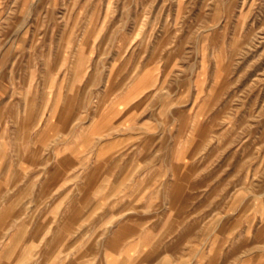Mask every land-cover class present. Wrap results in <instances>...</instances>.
<instances>
[{
  "label": "rangeland",
  "instance_id": "1",
  "mask_svg": "<svg viewBox=\"0 0 264 264\" xmlns=\"http://www.w3.org/2000/svg\"><path fill=\"white\" fill-rule=\"evenodd\" d=\"M1 9L0 264H177L156 235L211 218L264 240V0Z\"/></svg>",
  "mask_w": 264,
  "mask_h": 264
},
{
  "label": "crops",
  "instance_id": "2",
  "mask_svg": "<svg viewBox=\"0 0 264 264\" xmlns=\"http://www.w3.org/2000/svg\"><path fill=\"white\" fill-rule=\"evenodd\" d=\"M6 0H0V18L3 16V3ZM160 201V200H159ZM158 202V201H157ZM156 207L151 209L149 205L147 208L142 210V215H131V221L133 219L139 220L142 224L146 223L147 228L152 226H162L157 223L159 219H163L167 215V212H163L165 205L155 203ZM154 204V205H155ZM168 206V204H167ZM211 207V206H210ZM107 208V207H106ZM168 209V208H167ZM208 209H199L195 211L191 217L200 218L203 211ZM169 218L170 216L167 215ZM182 219L181 225H185L186 214L180 215ZM203 221V222H202ZM212 218L206 220H200L198 228L195 229V234L190 236H184L180 233L172 238L169 237L165 240L164 236L156 235L159 238L153 236V240L150 242H165V243H174L176 242L178 248L176 251L172 252L171 255L176 259L177 264H264V240H255L245 237L243 235L235 236H218L214 233L212 226ZM210 227L208 230H206ZM144 232L132 236L130 238L131 242H144L143 240ZM156 238V241H155ZM136 256V252H131V255ZM106 257V256H105ZM165 258L166 256L163 255ZM163 259V258H162ZM157 264H162L157 263Z\"/></svg>",
  "mask_w": 264,
  "mask_h": 264
}]
</instances>
